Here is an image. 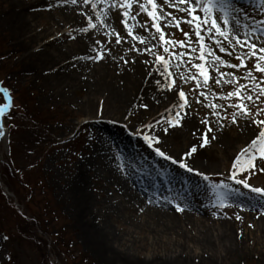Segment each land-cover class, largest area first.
<instances>
[{"label":"rangeland","instance_id":"rangeland-1","mask_svg":"<svg viewBox=\"0 0 264 264\" xmlns=\"http://www.w3.org/2000/svg\"><path fill=\"white\" fill-rule=\"evenodd\" d=\"M138 2L143 3V0ZM157 4L160 5L159 23L165 40L183 41V46L179 43L165 44L160 41V33L152 26L153 21L146 13L139 12L137 3H133L130 10L128 25L133 27L134 35L146 38V45L151 51H145L144 43L127 34L121 23L124 19L123 10L117 12L113 9L107 18L111 28H115L124 37L122 43L117 45L114 37L105 35L111 28L100 26L99 30H90L89 33L80 31V28L87 27V19L80 15L81 11L93 15L95 22V12L101 11L103 5L96 10L91 9L90 5H84L82 0L78 6L67 5L66 9L74 10L75 14L82 17L74 34L73 24L63 19V10L60 5L57 7L54 0H0V14L8 17L10 23L14 20L23 21L27 25L25 32L33 34L34 48L51 40L71 46L85 36L93 39V42L99 40L105 52L111 48V55H108L110 60L93 63L87 59L88 55H95L91 50L80 54L78 63L72 62V68L81 71L78 76L80 88L95 83L99 74L94 70H99L104 61L111 63V69L105 68V75L109 74L110 79H117V82L116 79H111L110 87L125 84L128 75H132L131 65H146L147 62L153 65L164 82L158 90L163 96L164 91L169 90L162 85L175 79L176 84L185 91L190 103V107L185 110L175 109L181 111L184 117L181 121L183 126L170 128L169 133L165 135L162 129L167 125H158L156 121L164 116L170 118L171 114L166 110L179 103V89L175 87L173 92H169L177 95L178 103L174 102L163 112H153L149 99L146 101L140 97L141 101L134 103L127 112L120 113L117 120L115 117L107 119L101 118L102 116H89L80 108L76 109L64 101H42L43 93L39 86L30 84L22 75L16 45L9 38L12 27L0 26V87L8 88L12 94L14 107L11 109L16 116L11 121L6 115L0 117V124H3L0 128L3 133L0 136V264H9V256L12 258L11 264H264V243L262 238L260 241L258 239L261 236V221L264 220V199L230 179L235 156L250 143L256 130L246 126L243 119L239 120L238 125L231 124L229 114L232 109L227 112L223 108L219 109L221 116L228 117L221 120L213 115L216 109L206 107L209 102L224 107L234 102L232 99H220L222 95L232 91L233 86L223 83L216 85L212 78H237L240 83H248L243 79L246 75L243 67L231 69L225 64H219L214 57L218 55L229 63L238 64L236 57L243 55L247 49L232 48L228 46V41L220 38L223 44L229 47L232 55L220 52L219 47L215 45V38L207 32L205 25L201 29L205 60L201 61V44L195 35V25L186 22L191 18L179 12L177 8L164 4L163 0H157ZM233 4L237 9L234 16L239 22L250 26L247 28L250 33L252 29L259 27L256 21L264 20V5L256 4L252 7L238 5L236 2ZM23 5L29 7L21 8ZM132 16H135V19H132ZM173 16L180 21L179 26L176 20L172 19ZM141 25H144L145 30L139 31ZM147 27L152 31L150 34H147ZM48 29L49 31H46ZM185 32L189 35L185 36ZM36 33L40 34L39 40L34 37ZM165 47L169 48V52H164ZM129 48L134 50L129 51ZM153 53L164 56L169 61L172 76L166 78L162 75L163 65L156 63ZM121 57L129 63H119L123 62ZM133 60L135 63L131 62ZM115 62L119 67L124 65L127 69L117 70ZM198 63L203 64L209 73L211 91L209 87H197V80L203 85V77L195 68ZM248 67L251 68L252 63L249 62ZM217 68L226 75L221 77ZM228 73H233L234 77H229ZM192 76H196L197 80H192ZM183 77L189 78L187 83ZM201 91L208 93L207 98H202L203 103H196L195 98ZM102 101V96H97L95 108L101 109L104 105ZM7 102L4 93L0 92V104ZM144 103L149 106L147 110L140 107ZM202 120L210 121L209 126L213 128L210 137L215 136L216 139L207 147L200 148L192 157L185 159L195 171L189 172L180 167L179 163H173L172 160L156 153L155 148L159 147L166 155L179 161L192 145L199 143L202 131L206 130ZM102 124L107 126L106 132L95 127ZM147 124H152L153 127H145ZM221 124L225 126L221 127ZM245 130L254 131L253 135L237 142L238 135ZM175 132L177 138L173 141ZM97 133L102 139L97 137ZM144 135L158 136L161 143L149 146L143 138ZM225 137L234 142L228 152L230 156L212 159L210 154L225 151L223 144H228ZM96 144L103 150V157L121 179L109 180L100 176L88 181L85 194L88 193L89 211L86 217L81 212L83 225H79L74 215L76 211L73 212L69 206L70 202L60 195V179L54 180L53 176L54 172L69 176L74 162L83 161L85 157L93 159ZM257 164L258 167H264L259 161ZM237 178H247L252 186L264 187V172L256 169L252 170L250 176L238 171ZM165 179L175 181L179 186L178 192L184 188L180 194L183 200L189 198L185 204L180 205L184 211L179 212L200 218L205 222L203 225H195L189 229L188 225L186 232L176 226L172 232L162 234L163 232L151 229L146 211L140 207H137L136 211V207L126 201L127 193H130L138 203L144 202L145 206L162 207L173 212L176 210L173 204L166 203L169 207H164L148 199L159 201V196L147 191L150 195H147L148 198L143 194L144 187L151 188L145 184L158 187V184L162 183L161 180ZM6 193L12 196H7ZM84 197L86 195L82 196ZM192 200L196 204L191 203ZM74 204H77V200ZM237 216L241 219H237ZM213 221L231 224L238 233L239 240H243L238 250L232 251L230 245L224 242L220 243L222 246L213 244L209 250L202 249L197 236L204 230L206 232L208 226H212L209 234L210 237L211 234L213 238L216 237V244L221 240L217 239L220 228L214 225ZM103 228L111 230L119 239L114 243L111 241L110 244L98 242L99 246H96L92 238ZM4 236L9 238L5 240Z\"/></svg>","mask_w":264,"mask_h":264},{"label":"bare ground","instance_id":"bare-ground-1","mask_svg":"<svg viewBox=\"0 0 264 264\" xmlns=\"http://www.w3.org/2000/svg\"><path fill=\"white\" fill-rule=\"evenodd\" d=\"M54 1L57 4V7H59V5L61 6V10H63V19L67 23L73 24V31L75 34L82 17L75 14L74 10L72 11L66 9L68 7L62 6L59 3V0ZM26 7L29 6L23 5L21 8ZM233 22L235 23V20ZM111 24L115 26L114 22H112ZM0 26H9L8 28L12 27L10 28V30H12V33L11 36L9 35V38L16 45L15 49L19 54L18 62L22 66V75L26 80L30 82V84L39 86L40 90L43 93V96H41L42 101H47L49 103L52 101H64L65 103L73 105L76 109L80 108L89 116H102L101 118L107 119L116 118L115 120H117L120 113L127 112L126 110L130 109L134 103L140 102L141 98L145 99L146 101L149 99V105L152 111L155 113H158L159 110H162L161 112H163V110L168 108L171 104H174V102L178 103L177 95L170 93L173 91H164V96L158 91L161 85H157L156 80L159 79L161 81V84H163L164 82H162V78H160L159 74L154 70L153 65H151L150 63H146V65H142L140 63L136 66L131 65L132 69L130 70V74L132 75H128L129 78L125 80V84L123 83V85L110 87L111 79L114 80L116 78L111 77L110 79L109 74L105 75L104 70L105 68L111 69V63L109 61H104L100 64L101 66L99 67V70H94L96 74H99V76L95 78V83L90 86L87 85L80 88L81 86L79 87L78 85V76L80 75L81 71L72 68V62L75 61L76 63H78L80 54L85 52L88 53L92 50L93 47H95L93 39L89 38L88 36L79 38V40L71 46H67V44H59V42L51 40L42 45H39L37 48H34V41L32 42V40H34L33 34L25 32L27 29V25L23 23V21L14 20L10 23L8 17L0 14ZM147 29V34H150L152 31L149 27H147ZM143 30H145V27H140L139 31ZM46 31H49V29ZM74 34L72 33V35ZM34 37L39 40L40 34L36 33L34 34ZM71 58L74 59L71 60ZM108 59L110 60V57L107 56L105 60ZM119 63L124 64L123 62ZM115 66L117 70L123 71L127 69L124 65L122 67H119V64H117L116 62ZM147 77L151 79H147ZM89 87L91 88V90H88ZM99 95L102 96L103 101H105V103L102 101V104L104 105L101 109L95 108V101L97 96ZM150 97L152 98V100ZM122 104H124L125 106H122ZM95 127L102 132H106L107 126L104 124L100 126L95 125ZM253 132L254 131L252 130H245V132L238 135L237 142L238 140L243 141L247 138L249 139L253 135ZM97 134V137H99V139H102V136H100L99 133ZM176 138L177 132H175L172 140L175 141ZM225 139L226 143H228L223 144L226 147L225 151H223V153L210 154L212 159H219L230 156L228 152L232 147V143L234 142L226 137ZM112 140L115 139L112 138ZM99 142L104 144L102 140H99ZM126 143L127 141L125 142V145H127ZM95 146L96 149L92 154L93 159L85 157L83 161L77 160L76 162H74V167L71 166L72 168L71 172H69V176L61 172H54L53 176L54 180L60 179V195L62 196V198L70 202V209L73 212L76 211L74 215L79 225H83L81 212H83L82 214L86 217V214L89 211V201L87 195L88 193L85 194L86 188H88V181H92V178L95 179L100 176L101 178L109 180L121 179L114 173L110 164L103 157V150H101V148L97 144ZM64 175H66L67 177ZM85 195L86 197L82 198V196ZM148 199L155 204L169 207L164 202L155 201L151 198ZM75 200H77V204H74ZM126 201H129V203L131 202L136 207V211L137 207H140L141 209L146 211L149 215L148 221L152 225L151 229L159 233L163 232L162 234L172 232L176 226L183 228L184 232H186V227L188 225L189 227L187 228L189 229L195 227V225H203L205 223L200 218L196 219L195 217L190 216V214H182L176 210L172 212L170 210L163 209L162 207L145 206L144 202H136L135 198L130 196V193H127ZM72 202L73 204H71ZM98 215L100 216V213ZM192 224H194V226H191ZM213 224L217 225L220 228L219 236H217V239L221 240L219 241V244H216V237L213 238L212 234L210 237L209 234L212 226H208V230L206 232L204 230L202 234L200 233L199 236H197L202 249L209 250L213 244L222 246L220 244L221 242L229 244L231 250L234 252L241 247V243L243 242V240H239L238 233L234 231V228L230 226V223H217L213 221ZM260 227L261 236L258 239L260 241V239L262 238L261 240L264 243V220L261 221ZM92 239L93 242L95 241L94 243L97 244L96 246H99L98 242H100L101 244H110L112 241L114 243L119 239V236L113 233L111 230L103 228L101 230H98Z\"/></svg>","mask_w":264,"mask_h":264},{"label":"snow or ice","instance_id":"snow-or-ice-1","mask_svg":"<svg viewBox=\"0 0 264 264\" xmlns=\"http://www.w3.org/2000/svg\"><path fill=\"white\" fill-rule=\"evenodd\" d=\"M80 0H59V3L62 6L73 5L78 6ZM84 5H90L91 9L96 10L100 5H103L101 11L95 12V22L93 20V15L81 11L80 15L86 17L87 27L80 28V31L83 33H89L90 30H99V27L111 28V25L107 23V18L113 9L117 12L122 11V16L124 19L121 20V23L127 30V34L132 36L133 39H139L141 43L146 45V38L141 36H136L133 33V27L128 25L127 18L130 16V10L133 8V3L138 4L139 12H144L148 17L153 21L152 26L157 29V32L160 33L159 39L165 44H175L179 43L183 46L184 42H174L165 40V35L160 26L159 21L161 20V15L158 12L160 5L157 4V0H143V3H139L138 0H82ZM163 3L169 5L170 7H175L181 13H184L187 17L191 19L186 22L190 25H195V35L199 38L201 44L200 56L201 61L205 60L204 55V43L203 37L201 36V29L207 25V32L215 38V45L219 47L220 52H227L229 55L232 53L229 51V47L240 49H247L243 52V55L237 56L236 59L239 61L238 64L229 63L226 60L222 59L220 56H215L214 59L219 64H225L231 69H236L243 67L246 71V75L243 77L244 80L248 83H240V80L237 78H228V79H216L212 78L213 82L216 85L228 84L233 86V90L227 92L226 95L220 97L221 100L232 99L234 102L228 104L227 107L224 105H217L215 103L209 102L206 107L211 109H216L213 112V115L218 116L221 120H226L228 117L221 116L219 109L223 108L225 112L228 109H232L230 112V123L233 125H238L239 120L243 119L246 123V126H251L255 128L254 138L251 139L250 143L241 149V151L235 156L232 163V173L230 179L236 181L237 184H242L245 188H249L251 192L255 193L257 196H260L264 199V187H255L252 186L248 179H238L237 172L246 173L248 176L252 174V170L256 169L260 172H264V167H258L257 161L260 164H264V20L256 21L259 27L252 29L251 33L241 32L242 28H249L248 24H241L239 20L234 16V13L237 11L233 4V0H163ZM261 4L264 5V0H261ZM139 13H137L138 15ZM168 15H172L168 13ZM135 19V16L131 17ZM173 20H176V17H172ZM235 20V23L233 22ZM177 26H179L180 21L176 20ZM144 27V25H141ZM106 36H112L115 38V43L120 45L124 40V37L116 31L115 28H111L110 32L105 33ZM185 36H188L189 33L185 32ZM75 39V37H71ZM220 38L228 41V46H225ZM95 47L92 48V52L95 55H88L87 59L91 60L93 63L102 61L107 58L108 55H111V48L105 52L104 47L101 45L99 40H96ZM155 47V45H153ZM134 48H129V51H133ZM145 51H151L150 48L145 46ZM164 52H169V48L165 47ZM156 56V63H162L163 72L166 78L172 76L173 74L169 71V61L165 59L164 56H158L156 53H153ZM83 58V57H82ZM121 60L124 64H128L129 61L121 57ZM135 63V61H131ZM252 63V67H248V63ZM147 63V62H145ZM195 68L198 69L199 74L203 77V85L199 83L196 76H192V80H197V87H209L210 76L208 71L205 69L203 64H196ZM221 77H224L226 74L217 68ZM183 76V74H181ZM229 77H234L233 73L227 74ZM184 82H188V77H183ZM2 84V82H0ZM157 85H161V81L156 80ZM251 85V86H249ZM162 87L167 88L169 91H172L175 88H178V98L179 103L174 105L172 109H168L171 115L162 117L161 120H157L156 124H166V127H163L162 131L165 135L169 133V129L182 127L181 121L183 116L181 111H175V109L185 110L187 107H190L189 99L185 91L176 84L175 79H172L170 83L162 85ZM209 91L211 88L209 87ZM0 92L4 93V97L8 101L7 103L0 104V117L5 115L6 110L14 107L13 96L10 93L9 89L6 87H0ZM208 93L201 91L199 95L195 98L196 103H203V99L207 98ZM203 98V99H202ZM144 110L148 109V104L144 103L140 105ZM131 115V113L129 114ZM202 124L205 125L206 130L202 131L200 136V141L198 144L192 145L181 157L179 161L175 160L172 156L166 155L159 147L155 148L156 153L164 157L165 159L172 160L173 163H179L180 167L186 168L189 172L195 171L190 167L185 159L192 157L198 152L200 148L207 147L211 144L213 140L216 139L215 136L210 134L213 132V128L210 125V121L202 120ZM224 124H221V127H224ZM3 127V124H0V128ZM145 127L151 129L152 124H147ZM3 133L0 132V136ZM195 135V133H194ZM144 140L149 143V146L158 145L161 143V140L158 136L155 135H144ZM203 175L202 173H200ZM207 179V177L205 176ZM222 187L227 188L228 185H222ZM223 202V201H222ZM264 207V205H262ZM177 211H184V208L180 206L179 203L176 204ZM237 219H241L240 216H237ZM9 237L4 236L3 239L7 240ZM11 256L8 257L9 264H11Z\"/></svg>","mask_w":264,"mask_h":264}]
</instances>
